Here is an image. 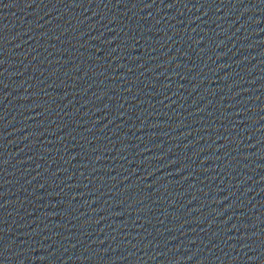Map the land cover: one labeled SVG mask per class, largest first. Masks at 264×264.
<instances>
[{"label": "water", "instance_id": "95a60500", "mask_svg": "<svg viewBox=\"0 0 264 264\" xmlns=\"http://www.w3.org/2000/svg\"><path fill=\"white\" fill-rule=\"evenodd\" d=\"M0 193L17 264H264V0H0Z\"/></svg>", "mask_w": 264, "mask_h": 264}]
</instances>
